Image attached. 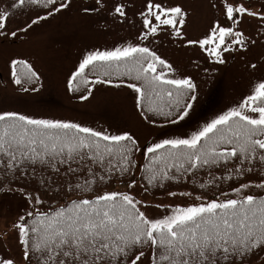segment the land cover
I'll use <instances>...</instances> for the list:
<instances>
[{"label":"snow or ice","instance_id":"1","mask_svg":"<svg viewBox=\"0 0 264 264\" xmlns=\"http://www.w3.org/2000/svg\"><path fill=\"white\" fill-rule=\"evenodd\" d=\"M72 3L9 0L0 8V41L28 33ZM26 5L29 22L9 31L14 18L10 9ZM211 7L217 13L213 22L192 38L185 31L188 12L182 4L143 0L132 11L140 17L135 38L112 49L87 52L71 73L69 89L83 87L87 94L80 98L87 100L93 94L90 83L113 85L111 79L90 81L87 70H102L105 77L115 73L130 78L114 86L126 85L136 94L134 103L147 125H156V117L171 124L184 121L198 100V84L144 42L151 44L159 33H166L182 45L186 41L185 46L198 47L211 63L225 65L226 53L247 52L260 43L247 34L245 23L252 27L256 21L255 34L264 37V0L259 10L247 0H211ZM82 10L110 13L125 23L130 4L94 0ZM250 67L264 72V61ZM10 70L16 85L40 80L25 59H11ZM138 153L147 159L142 167L145 193L166 188L167 182L179 186L200 170H208L211 180L199 188L214 184L216 190L210 197L168 190V197L191 198L192 202L175 205L138 199L133 177ZM221 169L225 170L221 176L212 174ZM0 171V193L18 195L23 201L22 211L4 231L5 237L15 234L20 255L10 249L0 253V264H253L251 257L264 252V194L254 191L264 192V77L235 106L190 134L151 143H141L131 130L113 134L73 121L0 110ZM258 172L257 181L248 180L249 174ZM53 176L66 179L53 187ZM125 177H129L125 189L107 187ZM217 181L237 186L224 191Z\"/></svg>","mask_w":264,"mask_h":264},{"label":"rangeland","instance_id":"2","mask_svg":"<svg viewBox=\"0 0 264 264\" xmlns=\"http://www.w3.org/2000/svg\"><path fill=\"white\" fill-rule=\"evenodd\" d=\"M93 2L94 0H73L68 10L34 26L28 33H19L16 38L0 41V110L17 111L34 118L73 121L113 134L131 130L144 143L152 136L154 140L183 133L190 134L215 115L235 106L264 77V72L253 71L250 67L252 63L264 61V37L256 36L257 22L252 21V27L245 23V30L260 43L247 52L226 53L225 65L211 63L206 59L207 54L198 47L185 46L186 41L182 45L180 40L166 33H159L151 44L144 42L173 63L180 74L192 75L198 84V100L190 112L191 116L179 121L177 125L167 123L163 117L156 119V128L147 125L134 103V92L126 85L119 88L114 86L121 80L129 81L130 78L118 77L115 73L105 77L102 70H87L90 81L98 77L111 79L113 85L90 83L88 87L92 88L93 94L89 99L82 100L81 95L87 94L83 87L75 92L68 87L71 73L76 70L79 61L87 52L112 49L134 39L140 28V17L138 11L136 15L132 11L143 4V0H125L130 4V10L127 22L121 23L110 13H84L83 7ZM173 2L182 4L187 10L188 23L185 31L192 38L204 33L217 15L211 7V0ZM247 2L254 4L257 10L260 9V0ZM19 11L20 9H12L14 18L10 21L9 31L23 24L21 14L17 15ZM185 48H189L186 49L187 53H183V56L177 54L179 49ZM11 59H25L34 65L40 75V84L33 81L30 87L16 85L11 77ZM24 88L28 90L24 91ZM33 88L36 90L33 91ZM207 98L214 100L207 103ZM2 177L3 172L0 171V179ZM126 184H117L115 189L123 190ZM254 191L264 194L260 190ZM134 194L138 199L144 200V194H137L135 191ZM149 201L168 205L192 202L191 198H172L167 195L157 196ZM22 206L23 201L18 195L0 193V253L6 254L10 249L11 254L17 257L20 255L15 234L10 232L5 237L4 231L6 227L10 228L11 222L22 211ZM161 211L162 209L157 210V213ZM253 263L264 264V254Z\"/></svg>","mask_w":264,"mask_h":264},{"label":"trees","instance_id":"3","mask_svg":"<svg viewBox=\"0 0 264 264\" xmlns=\"http://www.w3.org/2000/svg\"><path fill=\"white\" fill-rule=\"evenodd\" d=\"M74 167H77V165H73ZM257 169H260L261 166L259 164L256 165ZM63 170V169H62ZM64 171V170H63ZM225 170L221 169V170H213V175L214 176H221L222 174H224ZM85 174H86V170H85ZM258 176H259V172L257 173V175H251L249 174L248 176V180H258ZM211 180V177L209 176L208 170H200L197 172L195 177H189L187 180H181L179 182V186H177V183L175 181L172 182H167V186L166 188H162V189H152L151 193L154 194H161V192H166L168 190L171 191H175V190H179V191H183V188L191 191L192 193L196 194V195H204L205 197H210L212 195V193L216 190L215 189V185L214 184H209V187L206 189H200L199 188V184L200 183H206L208 181ZM120 181L118 180H114L111 184L107 185V187H111L116 183H119ZM143 185L145 187H148L146 181L143 179L142 181ZM216 183H220L221 184V188L222 190H227L229 188H231V186H236L232 181H228V182H223L221 183L220 181H217ZM101 187H103V185H101ZM74 195H78L74 194ZM264 254V252H260L256 255H254L253 257H251L252 261L254 262V260H256L260 255ZM255 264V263H253Z\"/></svg>","mask_w":264,"mask_h":264}]
</instances>
